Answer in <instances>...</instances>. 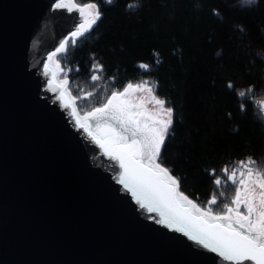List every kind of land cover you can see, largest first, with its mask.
<instances>
[{
    "label": "water",
    "instance_id": "95a60500",
    "mask_svg": "<svg viewBox=\"0 0 264 264\" xmlns=\"http://www.w3.org/2000/svg\"><path fill=\"white\" fill-rule=\"evenodd\" d=\"M55 3L0 0V264H234L157 223L119 184L118 162L78 130L73 113L86 112L56 61L67 43L52 53L81 37H71L79 24L90 32L98 11ZM146 93L132 99L147 114Z\"/></svg>",
    "mask_w": 264,
    "mask_h": 264
},
{
    "label": "trees",
    "instance_id": "16d2710c",
    "mask_svg": "<svg viewBox=\"0 0 264 264\" xmlns=\"http://www.w3.org/2000/svg\"><path fill=\"white\" fill-rule=\"evenodd\" d=\"M74 1L95 4L101 16L56 56L77 109L147 82L174 109L160 160L180 191L203 206L216 196L213 210L230 203L235 185L225 169H264V0L243 9L237 0Z\"/></svg>",
    "mask_w": 264,
    "mask_h": 264
},
{
    "label": "snow or ice",
    "instance_id": "6c2138e0",
    "mask_svg": "<svg viewBox=\"0 0 264 264\" xmlns=\"http://www.w3.org/2000/svg\"><path fill=\"white\" fill-rule=\"evenodd\" d=\"M55 7L61 9L62 4L55 3ZM77 10L82 16L83 8L77 6ZM100 18L97 13V20L92 21V24ZM84 27L83 23L79 24L71 32V37L82 36L80 29ZM90 28L91 25L86 31ZM67 42L61 43L52 55L64 49ZM71 42L75 44V40ZM138 67L149 69L146 63H140ZM98 71H102V66H94L93 72ZM99 78L96 74L91 76L92 81ZM228 87L231 89L232 85ZM138 91L152 95L155 111L146 114L142 104L133 103L132 97ZM152 93L147 82L135 85L129 82L122 91H112L98 107L86 112L83 121L74 112V122L78 130L87 132L92 141L104 150L105 156L118 162L119 184L131 193L141 209L158 214L157 223L182 233L188 240L226 261L234 264H264V180L258 181V210L255 208L256 187L246 184L243 178L237 182L235 173L227 175L226 169L225 178L235 185V196L230 203H223L219 212H215L212 207L218 203L216 196L207 201L206 207H202L178 191L179 181L160 160L162 146L174 122V109L166 107V101ZM63 95L61 93L60 98ZM92 95L89 92L87 97ZM238 95L243 97L245 93L241 91ZM93 128L96 132L91 131ZM210 175L216 176L214 171ZM214 183L219 186L221 179L215 178ZM241 205L246 211H241ZM254 214L255 219L252 218Z\"/></svg>",
    "mask_w": 264,
    "mask_h": 264
},
{
    "label": "flooded vegetation",
    "instance_id": "af4514ba",
    "mask_svg": "<svg viewBox=\"0 0 264 264\" xmlns=\"http://www.w3.org/2000/svg\"><path fill=\"white\" fill-rule=\"evenodd\" d=\"M142 98V94H139L136 96V99L140 100ZM144 101V105L146 110L152 112L155 111L154 108V104L152 103V101L150 100V98H148V95L146 94V96L142 99ZM249 172H251V175H249ZM235 173V179L238 182L241 178H243L246 181V184L254 185L256 187V202H255V208L258 210L259 209V187H258V178L255 177L254 175V171H253V167L246 163V164H241V166L239 168H237L236 170H234L232 172V174ZM231 174V175H232ZM241 211H246L244 206L241 205ZM255 214L253 215V218L255 219Z\"/></svg>",
    "mask_w": 264,
    "mask_h": 264
},
{
    "label": "rangeland",
    "instance_id": "374dc122",
    "mask_svg": "<svg viewBox=\"0 0 264 264\" xmlns=\"http://www.w3.org/2000/svg\"><path fill=\"white\" fill-rule=\"evenodd\" d=\"M145 82H140L138 84H143ZM150 85V84H148ZM152 88V87H151ZM148 95V98H150V100L152 101V95H150L149 93H146ZM153 95H155L154 93H152ZM156 96V95H155ZM157 97V96H156ZM158 98V97H157ZM160 99V98H159ZM80 113H82V111H79ZM253 171H254V175L256 178H258V180H264V169H260L259 167H253ZM235 196V192L232 194V199L234 198ZM198 204V203H197ZM200 205V204H199ZM202 207H206V206H203V205H200ZM221 209L219 210H214L215 212H219ZM253 218V217H252ZM254 219V218H253Z\"/></svg>",
    "mask_w": 264,
    "mask_h": 264
},
{
    "label": "clouds",
    "instance_id": "9594fccd",
    "mask_svg": "<svg viewBox=\"0 0 264 264\" xmlns=\"http://www.w3.org/2000/svg\"><path fill=\"white\" fill-rule=\"evenodd\" d=\"M239 6L243 8H251V7H256L260 4V0H237ZM136 6L140 7L139 0H136ZM242 29V26H240Z\"/></svg>",
    "mask_w": 264,
    "mask_h": 264
}]
</instances>
